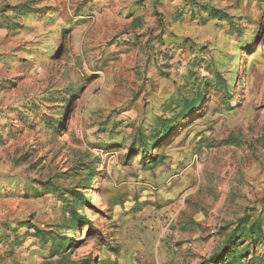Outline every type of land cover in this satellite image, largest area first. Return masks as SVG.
I'll list each match as a JSON object with an SVG mask.
<instances>
[{
  "label": "rangeland",
  "instance_id": "obj_1",
  "mask_svg": "<svg viewBox=\"0 0 264 264\" xmlns=\"http://www.w3.org/2000/svg\"><path fill=\"white\" fill-rule=\"evenodd\" d=\"M19 3L38 11L17 14ZM4 5L0 264H200L243 218L264 224V0ZM217 74L232 86L231 110L205 83ZM198 89L203 105L163 147L129 151ZM72 190L92 225L81 221L49 258L45 238L70 234ZM242 260L264 263V242Z\"/></svg>",
  "mask_w": 264,
  "mask_h": 264
},
{
  "label": "trees",
  "instance_id": "obj_2",
  "mask_svg": "<svg viewBox=\"0 0 264 264\" xmlns=\"http://www.w3.org/2000/svg\"><path fill=\"white\" fill-rule=\"evenodd\" d=\"M6 8L4 5L3 8L0 9V12H3ZM12 10H15L17 14H28V13H34L38 10L34 9L33 7H30V4L28 3H19L16 5L11 6ZM203 10L206 12L208 18H218L220 20H227L229 23H232L233 15L229 14L226 10L217 8L208 4H203ZM234 29V27H233ZM184 44H186L183 40ZM237 77L236 73H233L232 79H235ZM197 79V78H196ZM201 83V82H199ZM207 86H214L217 90H219V93L222 92L221 97L223 98V102L225 103V106L227 107V110H231L232 106L230 104V101L226 98H229L232 94V86L227 82L225 78H223L221 75L217 74L216 79L214 82L210 84V82H205ZM189 84L186 85L188 87ZM200 86V84H197V88ZM73 93V92H71ZM204 91L203 90H197V93L190 97V96H184L177 100L176 109L172 108L173 111H175L174 116L171 117H165V118H158V123L156 126H154L151 129L150 138H152V141L149 142L148 138H145L144 135L140 138V144L138 146L131 145L130 146V152L136 151L139 153V151L142 150L143 152V158L146 156V154L151 153L152 150H154L157 147H163L164 140L168 139L173 132L175 131L176 127L184 121H186L192 114H194L198 108L203 105L204 100ZM225 99V100H224ZM58 121V120H56ZM152 164L157 165L160 163V159L158 157V154H155L150 161ZM52 188H56L55 184H51V186H48L47 189L50 190ZM36 190V187L33 188ZM72 197V203L70 206V211L72 214L71 220L69 222V235H60V236H52L50 240H47L45 238V249L47 251V256L49 258L53 257L56 254H65V248L71 243V237L72 233L77 229L79 226V223L81 221H85L86 225L91 226L92 221L87 218L86 214H79L77 211L76 203H82V201H85L86 196L83 194V192H80L79 190H72L70 192ZM86 203H89V199L86 200ZM84 207L82 206L81 209ZM27 224L30 226L29 222H25L24 225ZM264 224L259 223L258 221H254L250 224V218L246 217L241 220L239 225L231 232L229 237L225 240L221 248L214 252L208 259L202 261L200 264H241L242 258L244 255L249 251L250 248H253L254 244H262L264 242ZM41 231V230H37ZM45 232H41V237L45 236ZM51 241V243L48 245V242ZM250 241V242H249ZM245 244L244 246H242ZM240 246H242L240 248ZM73 247V246H72ZM73 250V248L70 249L69 253ZM103 262L105 260H102ZM46 264H63L62 260H59L57 262H53L51 260H48ZM74 264V263H73ZM81 264H87L86 262H82ZM256 264H264L263 262H259Z\"/></svg>",
  "mask_w": 264,
  "mask_h": 264
},
{
  "label": "crops",
  "instance_id": "obj_3",
  "mask_svg": "<svg viewBox=\"0 0 264 264\" xmlns=\"http://www.w3.org/2000/svg\"><path fill=\"white\" fill-rule=\"evenodd\" d=\"M174 3V2H173Z\"/></svg>",
  "mask_w": 264,
  "mask_h": 264
}]
</instances>
